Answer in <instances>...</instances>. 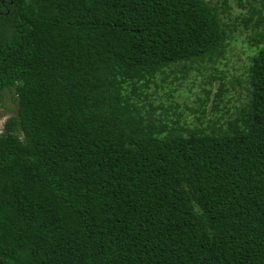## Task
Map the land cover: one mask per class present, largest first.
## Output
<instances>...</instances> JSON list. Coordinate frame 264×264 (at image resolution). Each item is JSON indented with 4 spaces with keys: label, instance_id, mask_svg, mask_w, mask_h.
Masks as SVG:
<instances>
[{
    "label": "trees",
    "instance_id": "1",
    "mask_svg": "<svg viewBox=\"0 0 264 264\" xmlns=\"http://www.w3.org/2000/svg\"><path fill=\"white\" fill-rule=\"evenodd\" d=\"M235 21L245 101L180 125L158 90ZM5 92L0 264H264V0H0Z\"/></svg>",
    "mask_w": 264,
    "mask_h": 264
},
{
    "label": "rangeland",
    "instance_id": "2",
    "mask_svg": "<svg viewBox=\"0 0 264 264\" xmlns=\"http://www.w3.org/2000/svg\"><path fill=\"white\" fill-rule=\"evenodd\" d=\"M244 11L234 6L231 20L234 16ZM237 26L232 38L227 44L224 56L215 64H200L199 69L193 68L188 76L182 80L170 82L158 90L157 97L165 106L176 103V111L181 113L180 125L187 127L196 126L199 122L223 121L234 117L239 106L245 101V78L250 57L256 52V47L248 42L251 34L243 25L233 22L231 27ZM237 81H240L239 84ZM224 83V92L216 97L217 86ZM175 89L172 97L167 91ZM6 107L0 108V128L3 121L14 113L16 106L8 92L4 93ZM204 109L203 113L201 110ZM171 113V112H169Z\"/></svg>",
    "mask_w": 264,
    "mask_h": 264
},
{
    "label": "built area",
    "instance_id": "3",
    "mask_svg": "<svg viewBox=\"0 0 264 264\" xmlns=\"http://www.w3.org/2000/svg\"><path fill=\"white\" fill-rule=\"evenodd\" d=\"M4 122V121H3ZM3 124V123H2ZM2 127L0 128V131H1Z\"/></svg>",
    "mask_w": 264,
    "mask_h": 264
}]
</instances>
